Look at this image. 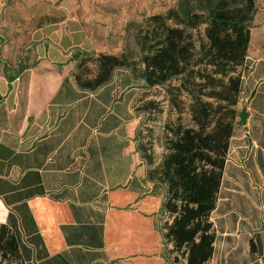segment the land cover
<instances>
[{
  "label": "crops",
  "instance_id": "obj_1",
  "mask_svg": "<svg viewBox=\"0 0 264 264\" xmlns=\"http://www.w3.org/2000/svg\"><path fill=\"white\" fill-rule=\"evenodd\" d=\"M10 1L0 0V226L17 218L31 250L23 264H167L164 193L140 150L144 89L123 69L83 87L88 39L77 23L32 29L17 19L11 30ZM254 147L261 183L264 143ZM225 190L224 176L214 213ZM261 197L251 200L259 210ZM257 218L264 224V211ZM252 242L251 264H264V236Z\"/></svg>",
  "mask_w": 264,
  "mask_h": 264
},
{
  "label": "trees",
  "instance_id": "obj_2",
  "mask_svg": "<svg viewBox=\"0 0 264 264\" xmlns=\"http://www.w3.org/2000/svg\"><path fill=\"white\" fill-rule=\"evenodd\" d=\"M188 1L205 4L210 10L187 15L183 26L171 23L172 11L151 15L138 31L139 60L124 52L120 56L87 55L79 62L78 80L94 90L123 69L145 91L165 89L176 119L165 123L161 135L154 137L152 132L147 143L142 142L141 132L139 137L149 166L148 179L164 193L159 228L165 245L172 246L166 260L211 264L220 237L212 216L235 135L244 86L242 71L249 65L251 28L258 6L257 0ZM60 21L49 17L45 24ZM156 108L155 101H148L139 110ZM154 143L163 150L157 163ZM254 250L252 242L251 252ZM30 259L19 222L10 215L0 226V264H23Z\"/></svg>",
  "mask_w": 264,
  "mask_h": 264
},
{
  "label": "rangeland",
  "instance_id": "obj_3",
  "mask_svg": "<svg viewBox=\"0 0 264 264\" xmlns=\"http://www.w3.org/2000/svg\"><path fill=\"white\" fill-rule=\"evenodd\" d=\"M257 6L251 28L249 65L242 71L243 93L237 106L236 130L225 172V187L229 190L223 192L225 200L221 201V207L212 216L220 237L211 264H251L255 255L251 252L250 240H259L264 236V224L260 223L262 218H257V223L251 219L252 212L264 211V205L260 206L263 210L255 207L259 205L257 199L262 198L264 179L259 183L256 178L258 165L254 159L257 154L255 143H259V139L264 143V0H257ZM209 10L210 7L205 4L188 0H11L5 19L12 21L11 30H14L17 19H23L25 25L32 29L45 24L49 17L61 19L60 22L69 27H73L75 22L88 39L85 57L101 53L120 56L124 52L130 59L139 60L138 31L148 17L172 11L171 23L183 26L187 15ZM70 21L73 22L70 24ZM3 25L6 24L3 22ZM89 65L93 67V64ZM141 96V105L155 101L157 107L152 111H143L141 115L142 142L147 143L151 133L154 137L161 135L165 123L175 120L176 114L166 100L164 88L143 90ZM242 113L246 114L245 125L241 123ZM184 121L189 122L187 113ZM252 129H255L254 134ZM162 153L163 150L154 143L156 163ZM171 248V245L168 246V249Z\"/></svg>",
  "mask_w": 264,
  "mask_h": 264
},
{
  "label": "water",
  "instance_id": "obj_4",
  "mask_svg": "<svg viewBox=\"0 0 264 264\" xmlns=\"http://www.w3.org/2000/svg\"><path fill=\"white\" fill-rule=\"evenodd\" d=\"M240 117H241V123H242V125H245L246 124V114L245 113H242L240 115Z\"/></svg>",
  "mask_w": 264,
  "mask_h": 264
}]
</instances>
